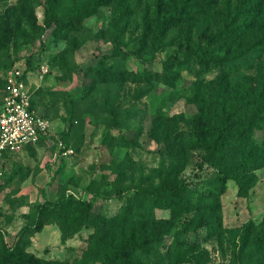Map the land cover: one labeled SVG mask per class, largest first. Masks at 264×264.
<instances>
[{"label": "rangeland", "instance_id": "1", "mask_svg": "<svg viewBox=\"0 0 264 264\" xmlns=\"http://www.w3.org/2000/svg\"><path fill=\"white\" fill-rule=\"evenodd\" d=\"M86 1L0 0V105L5 74L18 67L27 73L33 105L52 131L34 147L0 156V251L12 245L24 223L32 224L45 201L72 197L93 205L105 217L123 215L133 188L152 169L173 162L164 143L150 138L149 131L169 139L178 133L190 135V120L197 113L195 99L215 97L219 87L241 91L248 82L257 85L264 78V50L259 56L241 58L231 69L184 62L190 52L212 50L210 37L235 0L196 1L198 6L207 3L212 8L215 3L216 7L205 17L190 10L160 42L156 39L159 16L174 9L172 0H111L95 14L67 22L64 14ZM118 10L124 11V17L119 22L121 51L115 53L110 24ZM250 40L246 37L243 43ZM213 56L221 57L218 52ZM176 116L189 122H178ZM260 126L251 133L248 146L255 145L264 162V124ZM58 141L72 154L58 151ZM204 155L202 150L186 152L179 178L192 205L201 201L216 212L217 228L177 235L178 225L166 237L162 253L188 241L203 250L204 257L181 247L180 255L203 257L201 264H236L234 253L244 229L252 224L254 233L264 232V165L241 168V176L252 173L254 178L247 196L240 197L236 182L230 176L222 180L224 175ZM99 165L111 169L102 172ZM91 181H96L97 195L87 190ZM145 213L134 207V222L146 221ZM153 215V221L164 220L168 212L156 210ZM92 232V227L82 226L74 236L77 252ZM45 250L40 257L49 256L51 249Z\"/></svg>", "mask_w": 264, "mask_h": 264}, {"label": "trees", "instance_id": "2", "mask_svg": "<svg viewBox=\"0 0 264 264\" xmlns=\"http://www.w3.org/2000/svg\"><path fill=\"white\" fill-rule=\"evenodd\" d=\"M110 1L88 0L76 3L71 11L64 14L65 20L69 22L93 15ZM196 1L202 0H172L174 9L159 16L157 42L163 40L171 25L186 19L190 10L205 17L216 7L215 3L212 8L207 3L198 6ZM123 17V10L116 11L110 24L114 33L115 53L121 51L119 22ZM246 37L251 40L243 43ZM208 45L212 50L198 49L190 52L184 62H192L203 68L217 66L231 69L241 58L253 54L259 56L264 50V0H235L230 3L223 14L222 25L214 31ZM215 52L221 57L213 56ZM217 93L210 99L194 100L197 113L190 120L193 129L190 135L178 133L169 139L165 135L159 138L154 130L149 131L150 138L164 143L167 153L173 156V162L167 168L152 169L148 178L133 188L134 195L129 199V207L123 215L105 217L100 210L95 211L93 205L76 201L72 197L54 203L45 201L38 207L32 224L24 223L12 245H6V249L0 251V264H201L203 250L188 241L177 242L166 254L162 253L166 237L178 225L181 230L176 229L177 235L189 230L197 233L199 228L216 229L215 224L220 220L212 207L203 206L201 201L195 206L191 204L187 186L179 178L186 165L182 157L188 151L202 150L206 162L224 175L222 180L230 176L236 182L240 197L247 196V189L254 176L252 173L241 176L238 172L241 168L249 167L248 170H251L264 165L257 147L253 144L248 146L251 133L260 129L261 123L264 124V78L257 85L248 82L241 91L219 87ZM30 108L36 111L31 95ZM175 118L178 122H189L184 116ZM187 137L191 138L189 143L184 142ZM98 169L103 172L111 167L99 165ZM95 183L91 181L87 187L92 195H97L93 190ZM134 207L146 210L147 213L142 216L146 221L134 222L135 216L131 215ZM156 210L168 212V217L164 220H151ZM189 214L192 217H187ZM212 221L214 223L209 224ZM47 225L57 227L62 244L74 238L82 226L92 227L93 232L84 240L85 246L80 252L68 247L63 260L46 259L34 255L28 249L31 238ZM218 227L221 228L220 225ZM253 229L252 224L244 229L241 246L234 253L236 264L247 261L264 264V232L254 233ZM0 238H3L1 234ZM180 247L189 252L198 251L203 257L195 259L180 255ZM43 252L46 254L47 250Z\"/></svg>", "mask_w": 264, "mask_h": 264}, {"label": "built area", "instance_id": "3", "mask_svg": "<svg viewBox=\"0 0 264 264\" xmlns=\"http://www.w3.org/2000/svg\"><path fill=\"white\" fill-rule=\"evenodd\" d=\"M51 133L49 122L30 108L27 74L18 67L7 71L0 106V156L34 147L50 137ZM56 146L63 155L73 152L61 141Z\"/></svg>", "mask_w": 264, "mask_h": 264}, {"label": "crops", "instance_id": "4", "mask_svg": "<svg viewBox=\"0 0 264 264\" xmlns=\"http://www.w3.org/2000/svg\"><path fill=\"white\" fill-rule=\"evenodd\" d=\"M42 176L43 174L37 176L36 179L38 180ZM57 230V227L54 225L45 226L39 233L33 236L31 239V246L29 247L28 251L40 257L39 252H42L45 250V248L49 247L51 249L49 256L43 258L63 260L66 256L65 249L68 247L76 248L78 243H76L77 241H75V238H73L62 244L60 241V232L58 233ZM49 243H53L54 245H47ZM57 246H59V249ZM52 250H57L58 255H53L54 253Z\"/></svg>", "mask_w": 264, "mask_h": 264}]
</instances>
